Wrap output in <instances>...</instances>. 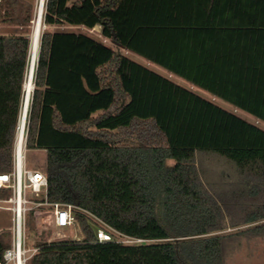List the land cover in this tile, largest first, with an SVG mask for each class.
I'll return each instance as SVG.
<instances>
[{
    "label": "trees",
    "instance_id": "16d2710c",
    "mask_svg": "<svg viewBox=\"0 0 264 264\" xmlns=\"http://www.w3.org/2000/svg\"><path fill=\"white\" fill-rule=\"evenodd\" d=\"M3 8L29 27V2ZM44 23L99 24L104 38L264 121V0H47ZM30 47L27 31L0 35V173L12 169ZM120 49L85 32L41 35L27 149L45 152L35 168L48 198L76 206L83 239L37 243L29 264H227L242 239H264V129ZM199 155L232 167L221 187ZM94 219L143 241L99 242ZM6 247L1 235V259Z\"/></svg>",
    "mask_w": 264,
    "mask_h": 264
},
{
    "label": "built area",
    "instance_id": "2783aa9c",
    "mask_svg": "<svg viewBox=\"0 0 264 264\" xmlns=\"http://www.w3.org/2000/svg\"><path fill=\"white\" fill-rule=\"evenodd\" d=\"M1 3L2 0H0V5ZM46 3L47 0L37 1L36 12L38 7L44 8L43 18L46 11ZM30 56L31 47L29 59ZM26 112V129L24 136L22 135L21 143L17 142V126L12 169L8 172L0 173V189L10 192L8 197L0 196V211H9L12 214V226L9 229L10 241L8 242V247L4 250L3 259L0 258V264H29L30 259L38 252L39 246L34 245L33 247H29L28 245L27 224L30 214L35 220L34 230L36 234L43 239L39 243H57L74 240L71 239L72 233L70 230L73 229L77 221L74 214L76 206L73 204L51 202L48 198L47 174L41 170L32 169L27 166L28 112L27 114ZM30 195H33V197L30 198ZM109 229L110 231L102 228L98 229L97 236L99 242L116 240L123 243H134L143 241L121 235L120 237L122 238H115L114 235L118 233L111 228ZM54 230L58 233L57 237L48 239L49 233H52ZM63 231L69 232V237ZM4 232L0 230V236Z\"/></svg>",
    "mask_w": 264,
    "mask_h": 264
},
{
    "label": "rangeland",
    "instance_id": "374dc122",
    "mask_svg": "<svg viewBox=\"0 0 264 264\" xmlns=\"http://www.w3.org/2000/svg\"><path fill=\"white\" fill-rule=\"evenodd\" d=\"M27 2H29L32 7H33V15H32V20L31 23L29 25V27L27 28H19L18 26L14 25L13 23L9 22L6 19L5 16V8H3V10H1L0 12V35H10L13 33H16L18 31H24V32H29V36L31 38V45H32V31H33V27H34V19L36 17V7H37V1L38 0H26ZM98 29H96V27H94L93 29H87L85 27H74V26H67V25H62V26H47L44 23V18H43V28H42V33L45 30H51V31H55V30H69V31H79V32H85L93 37H96L98 39H102L104 40L106 43H108L110 46H112L113 48L116 49V46L127 50L126 48H123L117 44H115L113 41L108 40L106 38H104V36L102 35V31H103V27H97ZM100 28V29H99ZM41 33V35H42ZM120 49V50H121ZM130 55L129 57L133 60H136L139 63H142L144 65H148L151 69H153L154 71L162 74L163 76L167 77V78H171L174 82L180 84L183 87H186L188 89L193 90L194 92H196L197 94L214 101L216 104H218L219 106L235 112L236 114H238L239 116H241L242 118L259 125L260 127H262L264 129V121L259 120L258 118H256L255 116L247 113L246 111H243L239 108H236L235 106H233L232 104H230L229 102L213 96L210 92L193 85L192 83H190L189 81L185 80L184 78H181L180 76L177 75H173L170 77L169 74H171L167 69L156 65L154 63H152L151 65L148 64V60H146L144 57L127 50ZM30 60L31 57L29 59V64H30ZM38 61V59L36 60ZM37 64V62H36ZM29 68V67H28ZM36 68V67H35ZM45 158H46V154L44 151H27V166L29 168L32 169H36L35 168V164H41L43 165L45 163ZM31 160V163H30ZM197 162L200 166V168L205 172L206 174V179L207 181L210 182V184L212 185H216L218 187H221V183H223L225 180L227 181V174L231 173L233 171L232 167L222 158L218 157V156H214V155H199ZM169 163H173L172 160L169 161ZM43 171V170H41ZM44 172V171H43ZM7 196L4 197H8L10 195V192L7 190ZM33 197V195H30V198ZM96 223H98L99 228L105 229L107 231H110V229L108 227H106L101 221L94 219ZM12 226V214L9 211H0V230L5 231L3 236L5 238V240L7 242L10 241V233H9V229ZM35 227V220L32 217V215L30 214L28 217V224H27V236H28V245L29 247H33L34 245H36L37 243H39L40 241H43V239H41L35 232L34 230ZM235 229L230 228L227 231H233ZM72 235H71V239L75 240H80L83 239V234L81 232L79 223L76 221L75 225L73 226V229L70 230ZM63 233L68 234L67 237H69V232L67 231H63ZM57 232L54 230L52 233H49V237L48 239L51 238H56L57 237ZM117 236V238H119L120 236H118V234H115ZM122 238V237H120ZM41 239V240H40ZM234 250L232 255L230 256V258L227 261V264H264V239H242L241 243L239 245V247H235L233 246Z\"/></svg>",
    "mask_w": 264,
    "mask_h": 264
},
{
    "label": "bare ground",
    "instance_id": "6f19581e",
    "mask_svg": "<svg viewBox=\"0 0 264 264\" xmlns=\"http://www.w3.org/2000/svg\"><path fill=\"white\" fill-rule=\"evenodd\" d=\"M43 13H44V8L38 7L37 12H36V17L34 19V27L32 31V45H31V60L30 64L28 65L27 69V74H26V79L24 82V100H23V105L22 109L20 112L19 116V123H18V136H17V142L21 143L22 142V135L24 136V132L26 129V117L25 112H28L29 105H30V99L32 95V91L34 88V72H35V67H36V59H37V54L39 50V45H40V39H41V33H42V28H43ZM101 25H96L97 27H100ZM100 29V28H99ZM26 112V114H27Z\"/></svg>",
    "mask_w": 264,
    "mask_h": 264
},
{
    "label": "crops",
    "instance_id": "0c3cea01",
    "mask_svg": "<svg viewBox=\"0 0 264 264\" xmlns=\"http://www.w3.org/2000/svg\"><path fill=\"white\" fill-rule=\"evenodd\" d=\"M111 47H112V46H111ZM122 51H123V53L126 54L127 56L130 55V53H129L127 50L122 49ZM146 60H147V59H146ZM135 61H136V60H135ZM152 63H153V62H151V61L148 60V64L151 65ZM141 64H142V63H141ZM154 64H155V63H154ZM143 65H144V64H143ZM156 65H157V64H156ZM147 66H148V65H147ZM148 67H149V66H148ZM149 68H150V67H149ZM152 70H153V69H152ZM155 72H156V71H155ZM169 72H170V71H169ZM157 73H158V72H157ZM170 73H171V72H170ZM159 74H160V73H159ZM172 74H173V73L169 74L170 77L172 76ZM161 75H162V74H161ZM173 75H175V74H173ZM170 79H171V78H170ZM171 80H172V79H171Z\"/></svg>",
    "mask_w": 264,
    "mask_h": 264
},
{
    "label": "water",
    "instance_id": "95a60500",
    "mask_svg": "<svg viewBox=\"0 0 264 264\" xmlns=\"http://www.w3.org/2000/svg\"><path fill=\"white\" fill-rule=\"evenodd\" d=\"M34 87H35V83H34ZM33 91H34V88H33ZM33 91H32V93H33Z\"/></svg>",
    "mask_w": 264,
    "mask_h": 264
}]
</instances>
